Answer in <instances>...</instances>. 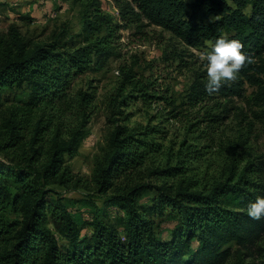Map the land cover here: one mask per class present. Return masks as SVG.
I'll return each instance as SVG.
<instances>
[{
    "label": "trees",
    "instance_id": "trees-1",
    "mask_svg": "<svg viewBox=\"0 0 264 264\" xmlns=\"http://www.w3.org/2000/svg\"><path fill=\"white\" fill-rule=\"evenodd\" d=\"M92 4L79 41L65 27L44 44L25 39L15 25L0 31V101L9 91L28 92L5 109L0 122V153L9 157L0 161V264H264V217L247 213L249 203L264 196V157L243 155L229 141L225 164L212 181L207 174L199 179L187 165L201 163L205 152L218 147L227 104L245 98V81L256 89L254 105L261 112L255 114L264 118V0H130L120 6V23ZM7 6L0 1V12ZM142 22L203 53L219 36L239 39L252 61L212 93L204 74L194 73L184 106L195 119L186 120L170 162L152 169V156L163 152L155 138L159 125L131 128L122 124L129 117L122 109L130 101L162 103L177 119L180 106L135 65L121 66L108 104L114 129L92 174L96 193L117 221L95 206L84 221L92 232L84 233L56 190L80 186L67 159L78 154L92 115L94 96L79 91L72 98V85L118 54L121 30L140 29ZM177 55L184 62V54ZM65 107L74 108L75 125L65 127L58 116ZM158 219L166 224L160 234Z\"/></svg>",
    "mask_w": 264,
    "mask_h": 264
},
{
    "label": "rangeland",
    "instance_id": "rangeland-1",
    "mask_svg": "<svg viewBox=\"0 0 264 264\" xmlns=\"http://www.w3.org/2000/svg\"><path fill=\"white\" fill-rule=\"evenodd\" d=\"M0 1L8 5L3 9V12H0V31L7 32L11 25H15L25 39H30L35 44L47 43L52 33L62 27L67 28L70 34L79 41V36L81 37L83 32V15L88 8L93 6L92 2L94 1L98 3L97 6L104 9L106 14L114 18L116 23H120L118 15L121 4L130 2V0ZM184 1L189 4L194 0ZM119 33L121 39L118 54L108 59L105 65L97 70H91L78 77L72 85V98L79 91L88 92L94 96L92 115L86 128L87 137L82 142L78 154L67 159L74 175L81 181L80 186L69 190L56 187V190L74 212L84 233L92 232V229L87 228L84 221L96 211L95 206L108 213L113 223L117 221L115 213L96 193L92 184V174L95 165L107 153L108 142L114 129V124L109 121L108 104L110 98L114 97L121 80V66L135 65L136 69L145 77L153 79L159 89L160 87L165 89L163 94L169 97L170 103H175V107L180 106L179 112L182 113L177 119L170 118L172 117L170 112L173 111L168 112V109L171 107L162 103L160 105L153 104L150 107L142 104L141 101H130L127 107H123L124 114H128L129 117L122 120V124L139 129L159 125L160 132L155 134V138L156 143L162 145L163 152L152 156L147 169L165 167L170 162L168 153L179 150L186 120L194 121L195 119L194 112L184 106L187 92L194 80V73L201 72L207 78V60L203 51L184 47L171 33L156 26H148L147 22H142L140 29L131 26ZM180 53L184 54L182 56L184 62L177 55ZM165 56H169V59L166 60ZM182 64L188 66H181ZM243 84L245 98L243 100L236 98L227 104L229 110L224 113V121L216 135L218 147L205 152L206 155L201 163H187L188 167L194 168L193 171L198 173L199 179H202L205 174H207V182L218 177L226 161L223 146L229 141L237 143L239 145L238 152L243 155L264 157V118L255 114L261 112L254 105L253 97L256 89L246 81ZM27 97L28 92L24 90L4 93L0 101V122L3 120V112L10 104L17 103ZM61 109L58 111V116L64 126L75 125L77 116H75L74 108ZM52 112L50 111V113ZM156 115L162 117L163 121H151L150 117ZM202 145L199 144V146ZM0 161L8 163L9 157L0 153ZM137 178L139 179V176ZM145 181L156 182L152 178H145ZM153 196L152 194L145 200L146 204H150ZM157 223L160 234L166 224L160 223V219L157 220ZM227 264H233V261Z\"/></svg>",
    "mask_w": 264,
    "mask_h": 264
},
{
    "label": "clouds",
    "instance_id": "clouds-1",
    "mask_svg": "<svg viewBox=\"0 0 264 264\" xmlns=\"http://www.w3.org/2000/svg\"><path fill=\"white\" fill-rule=\"evenodd\" d=\"M243 49L241 40L219 36L211 50L204 53L207 60L206 89L209 93L218 91L223 84L236 79L245 63L252 61V57ZM247 213L254 219L264 217V196L251 201Z\"/></svg>",
    "mask_w": 264,
    "mask_h": 264
}]
</instances>
